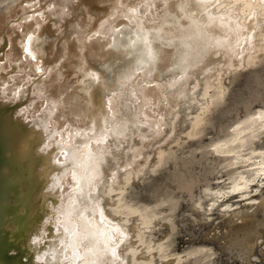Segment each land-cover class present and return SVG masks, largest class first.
Listing matches in <instances>:
<instances>
[{"label":"bare ground","instance_id":"6f19581e","mask_svg":"<svg viewBox=\"0 0 264 264\" xmlns=\"http://www.w3.org/2000/svg\"><path fill=\"white\" fill-rule=\"evenodd\" d=\"M260 66L264 0H0V264H264V98L199 146L212 178L136 191ZM81 213L113 241L73 261Z\"/></svg>","mask_w":264,"mask_h":264},{"label":"rangeland","instance_id":"374dc122","mask_svg":"<svg viewBox=\"0 0 264 264\" xmlns=\"http://www.w3.org/2000/svg\"><path fill=\"white\" fill-rule=\"evenodd\" d=\"M264 98V66L249 69L241 74L232 86L225 106L216 113L207 129L208 136L190 144L185 153L155 174L145 178L136 188L140 198L150 201L169 193L183 195L184 187L193 181L209 180L213 176L215 158L208 150L199 149L209 137L218 134L236 116L256 105ZM179 174V175H178ZM196 232L195 225L183 224L180 233ZM193 241L187 242L188 244Z\"/></svg>","mask_w":264,"mask_h":264},{"label":"snow or ice","instance_id":"6c2138e0","mask_svg":"<svg viewBox=\"0 0 264 264\" xmlns=\"http://www.w3.org/2000/svg\"><path fill=\"white\" fill-rule=\"evenodd\" d=\"M201 2H203V0H201ZM221 20H223V18H221ZM141 42L148 49V55L151 56V49H150L149 41L147 40V38L146 37L141 38ZM135 43L136 42L133 41V44ZM99 142L100 141H98L97 143ZM85 147H87V145ZM73 178L75 179L76 177L74 176ZM81 179H87V177H81ZM239 190H240L239 188L233 189V191H239ZM66 215H70V214H66ZM78 219L84 221L81 230H77V227L75 225H73L72 227L64 228L65 234L69 237L70 242L68 244V248H70L72 251L71 259L73 261H75L78 258V248H77L78 243L83 244L87 248L88 252H92L93 249H95L98 252V251H101V249L99 248V243L101 240H103L105 246H107L111 241H113V236L111 234H106L105 231L103 230H96V231L90 230V226L91 228H95L96 226L92 221L86 220L82 213L80 214ZM105 227H108V226L105 225ZM113 231L116 233L120 232L118 228L109 229V233ZM85 242H87V244H85ZM88 244H91V247H88ZM111 254L113 256L116 255L115 247L111 249ZM92 264H96V262L93 261Z\"/></svg>","mask_w":264,"mask_h":264}]
</instances>
